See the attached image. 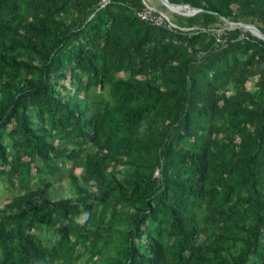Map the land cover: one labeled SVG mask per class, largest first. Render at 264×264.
Returning a JSON list of instances; mask_svg holds the SVG:
<instances>
[{
	"label": "trees",
	"instance_id": "trees-1",
	"mask_svg": "<svg viewBox=\"0 0 264 264\" xmlns=\"http://www.w3.org/2000/svg\"><path fill=\"white\" fill-rule=\"evenodd\" d=\"M168 2L0 0V264H264V0Z\"/></svg>",
	"mask_w": 264,
	"mask_h": 264
},
{
	"label": "rangeland",
	"instance_id": "rangeland-1",
	"mask_svg": "<svg viewBox=\"0 0 264 264\" xmlns=\"http://www.w3.org/2000/svg\"><path fill=\"white\" fill-rule=\"evenodd\" d=\"M144 2L146 3V5L148 6V9L150 11H154L156 14L164 15L174 25H176L177 23L178 24L180 23V20L178 19V17H185L186 16L185 15L186 11H184L178 7L164 6L160 0H144ZM244 21L250 22L252 20L247 19V21H246L244 19H241L239 23H242V22L244 23ZM223 23H224V25H220L222 28H230L229 22L224 21ZM244 24H248V23H244ZM253 26H255V25H253ZM222 28L217 30V31L221 32ZM78 172H79V170H76V173H78ZM61 181L66 182V178L63 177L61 179ZM7 196H8V194L5 190V188L3 187V185H0V207H2L5 204V202L7 201L6 200ZM71 196H72V194L70 193L69 188L67 186H65V193H64L63 197H71Z\"/></svg>",
	"mask_w": 264,
	"mask_h": 264
},
{
	"label": "water",
	"instance_id": "water-1",
	"mask_svg": "<svg viewBox=\"0 0 264 264\" xmlns=\"http://www.w3.org/2000/svg\"><path fill=\"white\" fill-rule=\"evenodd\" d=\"M160 1L162 2V4L164 6L186 8V13H185L186 16H192V15L196 14L198 11H200L198 9L197 10L191 9L187 5H176V4L169 3L168 0H160ZM229 26H230V28H243V29L247 30L248 32H250L253 36L260 38L261 40H264V35L255 26H253L251 24L229 22Z\"/></svg>",
	"mask_w": 264,
	"mask_h": 264
},
{
	"label": "built area",
	"instance_id": "built-area-1",
	"mask_svg": "<svg viewBox=\"0 0 264 264\" xmlns=\"http://www.w3.org/2000/svg\"><path fill=\"white\" fill-rule=\"evenodd\" d=\"M108 0H102L103 5L106 4ZM154 11H150L148 9V6H146V9L138 14L140 19L151 22L155 25H167L168 27H176V25L172 24L169 19H167L164 15L162 14H154ZM157 175V172L155 173Z\"/></svg>",
	"mask_w": 264,
	"mask_h": 264
}]
</instances>
